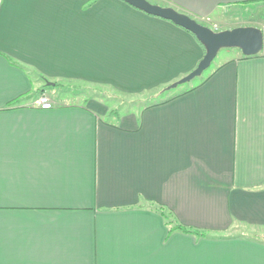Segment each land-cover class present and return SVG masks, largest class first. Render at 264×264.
I'll return each mask as SVG.
<instances>
[{
	"label": "crops",
	"instance_id": "crops-1",
	"mask_svg": "<svg viewBox=\"0 0 264 264\" xmlns=\"http://www.w3.org/2000/svg\"><path fill=\"white\" fill-rule=\"evenodd\" d=\"M147 1L198 23L264 4ZM203 54L121 0H0V264H264L263 52L139 110L56 85L150 95Z\"/></svg>",
	"mask_w": 264,
	"mask_h": 264
},
{
	"label": "water",
	"instance_id": "water-1",
	"mask_svg": "<svg viewBox=\"0 0 264 264\" xmlns=\"http://www.w3.org/2000/svg\"><path fill=\"white\" fill-rule=\"evenodd\" d=\"M121 1L136 10L168 21L189 32L204 49L203 57L196 68L180 80L168 86L166 90L174 89L179 85L189 83L199 78L209 69L218 52L222 49H238L243 57L256 56L263 49L264 36L262 31L258 28L237 27L231 30L216 32L170 7L151 4L147 0Z\"/></svg>",
	"mask_w": 264,
	"mask_h": 264
},
{
	"label": "rangeland",
	"instance_id": "rangeland-1",
	"mask_svg": "<svg viewBox=\"0 0 264 264\" xmlns=\"http://www.w3.org/2000/svg\"><path fill=\"white\" fill-rule=\"evenodd\" d=\"M223 19H214L212 23H200L213 31L220 32L225 30H231L237 27H253L259 26L264 36V4H259V6L246 5V6H236L224 8L223 10ZM234 50V51H232ZM231 52H236V49H222L218 52L216 58L212 62L210 68L206 70L203 75L198 79H194L193 82L187 85H179L178 87L170 90H162L157 92H152L150 95L144 94V96H131L123 95L117 92H113L109 89L104 88H94L87 89L86 86L77 85L74 86L70 83L65 82H56L57 87H75L74 92H77L80 98L85 97L90 94V96H95L97 99L106 103V107L110 114L113 112H121L127 109L139 110L144 103H154V101H161L167 99L169 95L177 93L181 90H185L189 86H193L199 83L202 79L206 78L217 66V64L223 60L224 57L231 54ZM264 54V51H263ZM72 85V86H71ZM146 97V98H144ZM249 232V231H248ZM246 233V232H245ZM254 232L249 233L248 236H254V238L264 241V234H253ZM246 235V234H245Z\"/></svg>",
	"mask_w": 264,
	"mask_h": 264
},
{
	"label": "trees",
	"instance_id": "trees-1",
	"mask_svg": "<svg viewBox=\"0 0 264 264\" xmlns=\"http://www.w3.org/2000/svg\"><path fill=\"white\" fill-rule=\"evenodd\" d=\"M263 51H264V45H263V49H262V51L260 53H262ZM244 58H246V57H244ZM159 211H161L162 215L165 217V220H166L167 225H168V232L169 233L181 232V233H184V234L193 235V236L198 237V238L205 237L203 234H201V233H199L197 231H194V230H187L184 227H182L181 225H178L177 223H175L172 219L167 218V216L165 214V211H163V209H159Z\"/></svg>",
	"mask_w": 264,
	"mask_h": 264
},
{
	"label": "built area",
	"instance_id": "built-area-1",
	"mask_svg": "<svg viewBox=\"0 0 264 264\" xmlns=\"http://www.w3.org/2000/svg\"><path fill=\"white\" fill-rule=\"evenodd\" d=\"M37 108L40 110L48 111L53 108V104L45 94H41L36 101Z\"/></svg>",
	"mask_w": 264,
	"mask_h": 264
}]
</instances>
